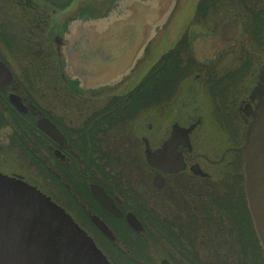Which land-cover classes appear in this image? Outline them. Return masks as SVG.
Instances as JSON below:
<instances>
[{"label":"flooded vegetation","instance_id":"1","mask_svg":"<svg viewBox=\"0 0 264 264\" xmlns=\"http://www.w3.org/2000/svg\"><path fill=\"white\" fill-rule=\"evenodd\" d=\"M11 1L0 11V173L63 207L113 264H264L242 150L264 102V0H197L193 17L175 20L123 83L89 91L65 81L55 37L94 1ZM19 10L37 13L33 31L8 20ZM229 18L240 35L214 45Z\"/></svg>","mask_w":264,"mask_h":264},{"label":"water","instance_id":"2","mask_svg":"<svg viewBox=\"0 0 264 264\" xmlns=\"http://www.w3.org/2000/svg\"><path fill=\"white\" fill-rule=\"evenodd\" d=\"M90 1H94L95 9L89 15L79 9L77 16L65 23V33L55 37L65 81L79 83L88 91L115 87L131 76L146 62L149 52L154 54L159 36L172 29L186 2ZM238 22L237 18H229L220 23L210 41L222 48L228 39L234 42L242 30ZM233 30L237 36L229 38L228 33ZM195 41L193 46H200V40ZM242 150L245 194L253 229L264 252V102L253 112ZM94 193L107 209L120 214L103 189L96 186ZM127 220L135 230H143L133 215ZM94 221L106 236L114 239L101 220ZM0 264L112 263L64 208L22 179L0 173ZM161 264L169 262L164 260Z\"/></svg>","mask_w":264,"mask_h":264},{"label":"trees","instance_id":"3","mask_svg":"<svg viewBox=\"0 0 264 264\" xmlns=\"http://www.w3.org/2000/svg\"><path fill=\"white\" fill-rule=\"evenodd\" d=\"M1 3H5L7 6H12L13 3L11 0H0ZM200 3V2H199ZM200 5V4H198ZM5 10H8L9 13H13V8L12 7H7ZM7 12V11H6ZM9 21H13V26L16 27L18 30L22 31V34L24 33V30H34V24L35 22L39 19V17H36L37 13L31 11H27V10H19L17 12H15V14H9ZM8 21V22H9ZM3 30H6V28L2 27ZM7 31H5V33H3L5 35V37H14L12 34H6ZM14 34H16L18 36V33L15 32ZM31 39H32V45H36V38H33V34L31 35ZM39 41V40H38ZM8 42V41H6ZM23 51V48H22ZM145 251L142 252L141 255H144L145 258H142L144 260H150V249L151 247L146 245L145 246Z\"/></svg>","mask_w":264,"mask_h":264},{"label":"rangeland","instance_id":"4","mask_svg":"<svg viewBox=\"0 0 264 264\" xmlns=\"http://www.w3.org/2000/svg\"><path fill=\"white\" fill-rule=\"evenodd\" d=\"M5 3H1L0 2V11L2 10V9H4V7L3 6H5L4 5ZM3 5V6H2ZM185 6H184V10H183V14L181 13V15H180V19H181V21H183V20H188V19H190V18H192L193 17V14H195V10H196V5H197V0H186V2H185V4H184ZM178 26V25H177ZM179 27V26H178ZM244 56V55H243ZM246 56H244V58L243 59H246L245 58ZM148 61V60H147ZM183 62V61H182ZM252 63V59H249V58H247V60H245L244 61V63L242 64V62L240 63L241 64V67L242 68H247L248 67V65L250 66V64H248V63ZM162 63V62H161ZM236 64V66H238L239 65V63H235ZM228 67V66H227ZM230 67V66H229ZM240 69V68H239ZM231 73V72H230ZM243 73H245L244 71H243ZM235 75V74H234ZM234 79H235V81H236V75L234 76ZM65 178H66V180L67 181H70L71 180V182H72V184H73V181H75L74 182V185H75V183H76V181L77 182H79V179L81 180V178H80V176H79V173L78 172H76V171H66L65 172ZM73 185V186H74ZM74 187H76V186H74ZM60 206V205H59ZM68 213V212H67ZM69 214V213H68ZM72 217V216H71ZM73 219H75V218H73ZM76 222V221H75ZM149 222L151 223V219H149ZM77 223V222H76ZM127 257V256H126ZM128 258V257H127ZM130 258V257H129Z\"/></svg>","mask_w":264,"mask_h":264},{"label":"bare ground","instance_id":"5","mask_svg":"<svg viewBox=\"0 0 264 264\" xmlns=\"http://www.w3.org/2000/svg\"><path fill=\"white\" fill-rule=\"evenodd\" d=\"M228 35H229V38H233V37H235V36H237V31H231V33H228ZM228 42H230L229 41V39H228Z\"/></svg>","mask_w":264,"mask_h":264}]
</instances>
